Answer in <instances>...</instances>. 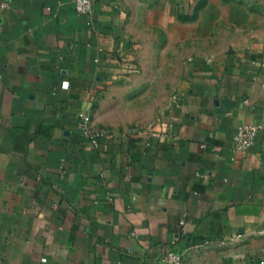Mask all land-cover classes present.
<instances>
[{
  "label": "crops",
  "instance_id": "obj_1",
  "mask_svg": "<svg viewBox=\"0 0 264 264\" xmlns=\"http://www.w3.org/2000/svg\"><path fill=\"white\" fill-rule=\"evenodd\" d=\"M244 1L252 25L217 41L199 0H0V264H264V0ZM154 65L168 100L135 116Z\"/></svg>",
  "mask_w": 264,
  "mask_h": 264
},
{
  "label": "rangeland",
  "instance_id": "obj_2",
  "mask_svg": "<svg viewBox=\"0 0 264 264\" xmlns=\"http://www.w3.org/2000/svg\"><path fill=\"white\" fill-rule=\"evenodd\" d=\"M256 4L254 2H239V0H199L198 2V10L201 11L203 10V8H207L210 10L211 12V17L206 16L204 18H202L203 21L205 20H210V31L212 34L213 38H216V40L218 41V35L217 33L219 31H222V29H229V28H236V24H238V21L243 22L244 20L246 21L247 25H252L253 23V19L252 18H248L250 15L249 14H253V10ZM238 10H245L244 12H246V19L243 18H238V17H234V18H229L228 15H225V17H223L222 13L225 12H236ZM249 13V14H248ZM216 16H213V15ZM220 15V16H218ZM243 16V14L241 15V17ZM198 17L199 16V12H198ZM201 19V18H199ZM249 23V24H248ZM173 50H169L166 52V57L168 60H171L173 57ZM154 57H158L159 59L162 58V50L158 51L156 50L154 53ZM158 68H160L158 65H154V66H150V73H149V79L145 80V81H141L140 82V86H136L133 88L134 91V95L132 98H128V100L132 101V106L134 108L135 111H139V112H135V116L136 113H142V112H146L147 109H153L154 107L158 108L159 106H161L163 101H167V98H161L158 97L159 92L161 91V89L165 86V90L166 93L168 95L169 91L171 90V87L173 85L172 82H170L169 80H166L165 83H163L161 81V73H158ZM175 66L172 62H167L165 65V73L164 77L165 79H168V77L171 74L175 73ZM152 69L154 71H152ZM182 75H185V70L181 71ZM157 77H159L160 81H158ZM141 91V92H140ZM148 91V92H147ZM139 92V93H137ZM146 93V95H145ZM145 95V96H144ZM156 111V109H155ZM137 118L134 119L135 123H138V121L136 120Z\"/></svg>",
  "mask_w": 264,
  "mask_h": 264
},
{
  "label": "built area",
  "instance_id": "obj_3",
  "mask_svg": "<svg viewBox=\"0 0 264 264\" xmlns=\"http://www.w3.org/2000/svg\"><path fill=\"white\" fill-rule=\"evenodd\" d=\"M94 0H74V6L79 14H88L92 11ZM6 3H1L0 8H5ZM82 133L90 139L93 144L107 133L104 128L96 127L92 123L89 114H82L80 123ZM261 125L246 123L239 127L233 136V147L236 155H243L255 143L256 137L261 130ZM205 146V145H203ZM158 264H183V256L176 251H169L158 259Z\"/></svg>",
  "mask_w": 264,
  "mask_h": 264
},
{
  "label": "water",
  "instance_id": "obj_4",
  "mask_svg": "<svg viewBox=\"0 0 264 264\" xmlns=\"http://www.w3.org/2000/svg\"><path fill=\"white\" fill-rule=\"evenodd\" d=\"M215 103H216L217 105L219 104V101H218V99H216V100H215Z\"/></svg>",
  "mask_w": 264,
  "mask_h": 264
}]
</instances>
